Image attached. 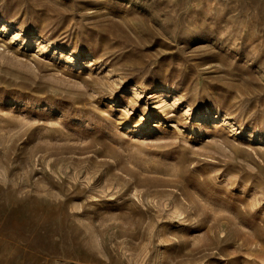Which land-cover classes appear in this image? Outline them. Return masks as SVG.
Returning a JSON list of instances; mask_svg holds the SVG:
<instances>
[{
    "label": "rangeland",
    "instance_id": "rangeland-1",
    "mask_svg": "<svg viewBox=\"0 0 264 264\" xmlns=\"http://www.w3.org/2000/svg\"><path fill=\"white\" fill-rule=\"evenodd\" d=\"M0 264H264V0H0Z\"/></svg>",
    "mask_w": 264,
    "mask_h": 264
}]
</instances>
